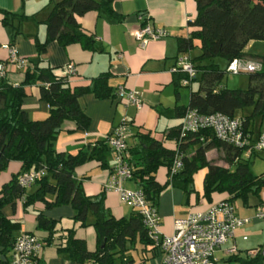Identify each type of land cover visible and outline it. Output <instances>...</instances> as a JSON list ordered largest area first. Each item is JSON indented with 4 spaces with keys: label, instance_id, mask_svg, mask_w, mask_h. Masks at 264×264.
Returning <instances> with one entry per match:
<instances>
[{
    "label": "trees",
    "instance_id": "obj_1",
    "mask_svg": "<svg viewBox=\"0 0 264 264\" xmlns=\"http://www.w3.org/2000/svg\"><path fill=\"white\" fill-rule=\"evenodd\" d=\"M113 1L54 0L42 22L45 35L42 39L35 38L38 57L35 60L24 57L26 63L20 67L24 72L23 80L18 84L10 82L6 77L9 66L0 77V172L11 161L20 163L19 170L11 173L0 188V264H9L10 253L21 228V223L5 215L3 208L8 204L13 205L18 199L22 200L24 209L35 203H41L46 209L62 204L73 207L75 213L72 218L76 225L67 228H60L57 219L50 218L42 211H38L35 217L37 228L48 234L46 243H52L54 238L59 239L56 243L58 253L67 254L76 263L116 264L118 258L119 264H132L131 258L125 255L131 245L139 242L144 247L155 248L137 210L134 209L127 217H115L105 205V189L95 195H88L82 182L74 176V169L90 160H96L100 166L111 169V148L107 144V137L82 146L76 153L55 148L64 121H73L80 130H86L90 124V117L78 101L81 95L91 92L99 99L118 97L117 89L120 86L114 88L109 85V70L92 77L90 85H72L70 78L74 75H69L66 69L69 63L64 73L59 74L55 67L44 64L40 55L46 51L50 41H57L63 46L79 43L84 49L95 51L94 37L83 30L78 17L90 10H103L120 19L121 16L113 8ZM195 3L196 16L188 21V25L194 29L186 36L177 37V47L178 54L191 55L196 46L195 41L198 42L199 53L191 55L197 76L182 85L181 81L186 75L173 72L176 95L179 87L190 88L188 103L175 106L177 116L182 118L188 109L238 116L242 119L245 133L256 137L261 132L253 134L252 121L256 117H264V51L252 53L246 47L250 41H264V0H195ZM0 13L1 23L11 25L12 37L20 32L22 22L30 17L2 8ZM13 20H17V26ZM215 57L225 59L226 66L222 68L214 60ZM234 58L258 60L261 63V69L246 72L249 79L246 88H229L221 84L225 73H228L226 67ZM7 60L3 63L6 64ZM32 83L37 84L38 97L48 104L47 115L40 119H30L22 108L25 88ZM193 83H197L195 89L191 87ZM244 108L251 110L249 113L237 114ZM134 137L136 143L128 146L133 176L130 180L137 182L145 198L154 205L168 185L179 187L186 193L193 191V175L201 168L207 170L203 178V190L208 200L213 192H226L228 197L223 200L233 203L239 199L246 205L250 197L260 198L264 179L252 171L250 159L256 155V150L247 156L244 149L216 137L208 129L181 134L180 124L170 128L163 139H158L150 131H137ZM165 139H174L175 147L166 146ZM214 148L224 152L228 166L207 159L206 153ZM177 156L182 166L171 173ZM160 166L167 169L165 183L156 180V171ZM30 171L40 172V175L29 185H34L35 189L28 192L29 186H22L18 177ZM89 213L93 216L91 224L97 245L94 250H89L85 240L75 235L77 226L87 224ZM262 249L257 250L254 256L238 258L235 254L230 255V258L240 260L242 264H257L264 259ZM32 264L44 263L38 255Z\"/></svg>",
    "mask_w": 264,
    "mask_h": 264
},
{
    "label": "crops",
    "instance_id": "obj_2",
    "mask_svg": "<svg viewBox=\"0 0 264 264\" xmlns=\"http://www.w3.org/2000/svg\"><path fill=\"white\" fill-rule=\"evenodd\" d=\"M53 1L0 0V8L30 15L22 22L20 32L14 37H12L11 25H3L0 21V63L8 58V49L3 45H10V43L22 57L28 60H35L38 57L35 38L42 39L45 35L42 22L50 12ZM113 8L121 16L120 19L110 16L103 10H90L78 17L83 30L94 37L95 51L84 49L79 43L63 46L57 41H50L40 58L44 64L48 63L55 67L59 74L64 73L68 63H72L76 70V74L70 78L72 85H90L92 77L109 70L111 74L108 79L109 85L114 88L123 86L126 89L137 90L141 105L136 107L118 97L99 99L91 92L81 95L78 101L90 117V124L86 130H80L76 128L73 121H64L62 130L55 141V148L58 151L76 153L88 143L92 144L97 140L105 139L123 119L130 122V135L127 139L129 147L136 143L134 134L137 131H150L158 139H163L170 128L181 123V117L177 116L175 106L188 103L190 88L189 91L183 92L182 87L188 86L179 87L178 95H176L177 88L173 83L172 67L178 55L177 37L186 36L194 29L188 25V21L196 16L195 0H114ZM140 15H143L152 26L165 28L168 35L141 44L133 35L142 25L138 18ZM1 17L0 13V20ZM13 24L17 26V20H13ZM253 42L250 41L248 44ZM246 49L251 52L247 47ZM7 70L6 77L13 84L23 80V68L9 66ZM193 84L197 87V83ZM25 90L22 108L27 116L30 119L45 117L48 113V104L38 97L37 84L27 85ZM258 126L257 131L251 127L254 135L264 132V117ZM164 144L174 148L175 140L165 139ZM209 152L210 150L206 156ZM111 163L112 160L109 158V166ZM8 167H13V171L10 172L15 173L19 170L20 163L11 161ZM206 171V168H203V171H197L198 178H195L197 172L193 175L194 187L192 186L193 191L190 193L184 192L179 187L168 185L157 197L155 207L160 215L159 230L162 234L173 233L175 218L186 216L190 212L205 211L211 204L228 197L226 192H213L209 200L205 197L203 178ZM253 172L263 177L264 171ZM74 176L82 182L86 194L95 195L103 191L109 179L110 170L100 166L98 161L90 160L78 165L74 169ZM166 179L167 169L160 166L156 171V180L165 183ZM122 185L128 190L139 187L133 180H126ZM235 201L233 203L236 214L240 218H250V221L239 226L233 238L218 249L217 252L221 254L217 258L218 261L242 264L240 260L230 258L225 249L235 244L238 249L236 257L243 258L249 257L250 252L256 253L264 247V222L255 217L258 210H264V187L260 191V198L250 197L249 204H243L239 200L245 207L239 211ZM105 205L115 217H127L134 210L127 203L122 202L119 194L113 190L105 191ZM38 211L57 219L60 228L76 225L72 218L75 211L70 204L46 209L41 203H35L24 209L22 200L20 202L16 200L13 205L8 204L3 208L5 215L21 223L19 232H32L40 238L43 245L39 258L44 264H79L72 261L67 254L58 253L56 243L59 239L54 238L52 243H46L47 232L36 226L35 216ZM28 215L29 221L26 218ZM75 235L85 240L89 250L96 249L95 232L92 227L77 226ZM243 236H246V239H243ZM125 255L131 258L132 263L142 261L144 264H159L161 259V253L157 248L144 247L139 242L131 245Z\"/></svg>",
    "mask_w": 264,
    "mask_h": 264
},
{
    "label": "built area",
    "instance_id": "obj_3",
    "mask_svg": "<svg viewBox=\"0 0 264 264\" xmlns=\"http://www.w3.org/2000/svg\"><path fill=\"white\" fill-rule=\"evenodd\" d=\"M138 18L142 25L133 35L141 44L168 35L165 28L152 26L143 15ZM3 47L8 49V60L6 64L0 63V77L4 75L8 66L20 68L26 63V59L19 56L14 46L5 44ZM66 69L69 75H75V67L72 63H69ZM259 69H261L260 61L244 58H234L226 67V70L233 74ZM172 72H182L186 75L181 81L182 85H186L191 79L196 78L197 68L191 55L189 53L178 54ZM117 96L125 103L133 104L136 107L141 105L137 90H127L120 86L117 89ZM200 129H208L216 137L244 149L247 156L252 150L264 151V132L252 138L243 130L242 119L238 116L231 117L219 111L200 113L195 109H188L181 118L180 133ZM129 135V121L123 119L107 136V144L111 148L112 163L109 179L104 186L105 191H117L122 202L127 203L140 213L147 236L161 253L159 264H216L218 249L233 238L235 230L248 223L250 218H240L236 214L232 202L220 200L211 204L205 211L190 212L186 216L175 218L173 233L162 234L159 230L160 215L155 205L145 198L140 188L128 190L122 185L124 181L133 177L127 143ZM181 166V159L177 156L171 167V173H175ZM39 175L40 172L36 171L23 172L18 180L25 187L33 183ZM255 217L264 222V210H258ZM243 239H246V236H243ZM42 245V241L37 235L28 231L20 232L15 238L9 264H32L38 257ZM225 252L228 256L235 255L238 252L237 246L232 244L225 249ZM254 255L253 252L249 253V256ZM132 264H144V262ZM257 264H264V259Z\"/></svg>",
    "mask_w": 264,
    "mask_h": 264
},
{
    "label": "rangeland",
    "instance_id": "obj_4",
    "mask_svg": "<svg viewBox=\"0 0 264 264\" xmlns=\"http://www.w3.org/2000/svg\"><path fill=\"white\" fill-rule=\"evenodd\" d=\"M196 43V46L192 49L191 51V55L194 56V55H197L199 53V48H198V42L195 41ZM247 48L252 52V53H262L264 51V41H261V40H255L252 44H248L247 45ZM214 60L222 67L224 68L226 66V61L225 59L221 58V57H215ZM248 82H249V79H248V74L246 72H240V73H237V74H233V73H225L223 79H222V82L221 84L223 86H226V87H229V88H246L248 86ZM193 88L196 87V84H193L192 85ZM182 91L183 92H187L189 91V87H182ZM250 108H244L243 110H240L239 113L237 114H240L241 112L242 113H249L250 112ZM262 120V117H256L253 121H252V125L251 127L254 129V131H257V129L259 128V124ZM257 155H253L251 156V167L253 169V171L255 172H259L260 171H264V151H257L256 152ZM207 159L215 164H220V165H223V166H228L227 162L225 161L224 159V152L220 149H211L210 152L208 153L207 155ZM244 157H247L246 155H243ZM262 158V159H260ZM13 167H8L6 168L5 170L1 171L0 172V188H1V185L4 181H7L9 178H10V175H11V172L10 171H13ZM200 171H203V168L199 169L198 172ZM198 172L196 173L195 175V178H198ZM263 179H264V174H263ZM192 186L194 187V184L192 183ZM35 189V186L32 185V186H29L27 188V191L28 192H31ZM115 191V190H113ZM117 192V191H115ZM118 194V192H117ZM18 201L20 202V200L18 199ZM235 205L239 210L245 208L241 202L239 200H236L235 201ZM20 206V205H19ZM27 220L29 221L30 220V216L28 215L27 217ZM93 221V216L91 213H89L88 217H87V224L83 227L85 228H89V227H92L93 228V225L91 224V222ZM58 224H59V221H58ZM86 230H84L85 232ZM221 252H216V256H220ZM116 264H119V259L116 258ZM217 264H238L237 262H232V263H228L224 260H219L217 262Z\"/></svg>",
    "mask_w": 264,
    "mask_h": 264
},
{
    "label": "water",
    "instance_id": "obj_5",
    "mask_svg": "<svg viewBox=\"0 0 264 264\" xmlns=\"http://www.w3.org/2000/svg\"><path fill=\"white\" fill-rule=\"evenodd\" d=\"M262 253L264 254V247H263V249H262Z\"/></svg>",
    "mask_w": 264,
    "mask_h": 264
}]
</instances>
